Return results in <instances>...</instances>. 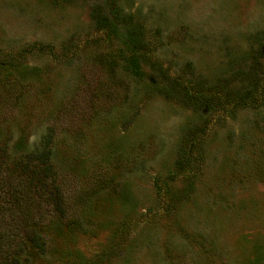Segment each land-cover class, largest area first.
Instances as JSON below:
<instances>
[{"label": "rangeland", "instance_id": "374dc122", "mask_svg": "<svg viewBox=\"0 0 264 264\" xmlns=\"http://www.w3.org/2000/svg\"><path fill=\"white\" fill-rule=\"evenodd\" d=\"M47 135L82 229L27 213L0 173V238L47 223L25 264H264V0H0V146Z\"/></svg>", "mask_w": 264, "mask_h": 264}, {"label": "trees", "instance_id": "16d2710c", "mask_svg": "<svg viewBox=\"0 0 264 264\" xmlns=\"http://www.w3.org/2000/svg\"><path fill=\"white\" fill-rule=\"evenodd\" d=\"M126 41L131 45L128 48L133 52V55L129 58L130 60L128 59L129 64H132L133 67L131 70L134 75L138 76L140 75L138 63L147 59L145 57L146 52H143V46H139L141 40L136 32L131 31V34L126 36ZM158 91L166 99L177 101L196 110L197 108L209 107L208 101L206 103L204 100L201 101L189 94L181 98V96H172V90L165 91L160 88ZM234 101L235 107L238 108L245 107L246 103L252 101V99H250L249 91H245L238 96V100ZM188 149L190 150L191 146ZM190 157V153L185 148L179 147L175 167L181 170L183 160L185 159V162L189 163ZM4 171L17 180L13 195L15 203L17 204L21 200V195L29 199L31 205H28L31 210L26 209L27 213L34 211L36 208L38 210L37 213H40L42 217L48 212L50 216H56V220L63 221L69 229H82L79 221L69 218L67 212L68 199L61 181L60 171L52 158L51 135L45 136L39 145L18 156L9 154L6 146H0V173ZM101 188L100 186L98 187L99 190ZM96 192L88 193L84 197V211ZM96 207L94 203V207L88 209V215L94 211L91 214L93 217L96 211L99 212L98 209L96 210ZM84 211L83 217L85 218ZM28 218L32 219L30 216ZM50 221L52 220L48 222ZM46 224L42 218L27 223L23 222L22 227H20L21 234L15 232L16 230L4 229L2 234L5 239L3 237L0 238V264H25L28 260L25 256L26 248H32L37 252L43 253L46 244L44 239L45 229L47 228Z\"/></svg>", "mask_w": 264, "mask_h": 264}]
</instances>
